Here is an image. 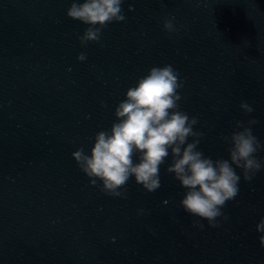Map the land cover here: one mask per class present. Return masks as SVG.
Masks as SVG:
<instances>
[{
  "label": "water",
  "instance_id": "obj_1",
  "mask_svg": "<svg viewBox=\"0 0 264 264\" xmlns=\"http://www.w3.org/2000/svg\"><path fill=\"white\" fill-rule=\"evenodd\" d=\"M72 2L0 0V264H264V168L251 182L236 169L238 195L210 227L181 207L171 155L160 188L131 177L126 198L91 185L72 158L110 130L127 89L166 64L184 82L178 103L197 117L205 156L229 158L221 136L236 121L255 119L264 145V0H123L126 19L87 47V25L66 15Z\"/></svg>",
  "mask_w": 264,
  "mask_h": 264
},
{
  "label": "clouds",
  "instance_id": "obj_2",
  "mask_svg": "<svg viewBox=\"0 0 264 264\" xmlns=\"http://www.w3.org/2000/svg\"><path fill=\"white\" fill-rule=\"evenodd\" d=\"M122 3L123 0H73L66 15L87 25L78 37L82 47L90 42L100 43L108 24L126 19ZM133 10L129 6L128 11ZM163 29L168 33L176 31L174 17L163 20ZM77 60L85 61L86 54L81 52ZM183 86L171 64L150 68L134 87L127 89L126 98L116 106V121L110 130L97 132L90 152L79 147L72 158L91 185L108 196L126 198L124 186L131 177L149 193L160 188V166L171 155L172 163L166 171L186 189L181 207L206 220L210 227H218V217L227 219L222 212L226 202L234 200L239 192L241 175L236 169L241 170L244 181L251 182L264 168L256 155L264 150V145L253 135L255 119L236 121L231 135L221 136L229 145V158L213 160L205 156L198 149L203 133L194 131L197 117L180 110L178 102L182 97L178 89ZM239 107L245 114L254 111L247 102L242 101ZM137 154L138 162L134 163ZM193 223L203 227L199 220ZM256 231L264 234V218L256 225ZM259 243L264 247V235L259 237Z\"/></svg>",
  "mask_w": 264,
  "mask_h": 264
}]
</instances>
